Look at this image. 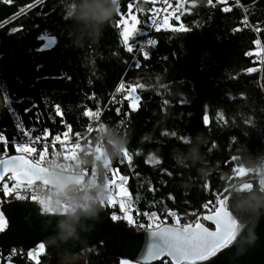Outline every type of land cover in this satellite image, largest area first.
Here are the masks:
<instances>
[{
    "label": "trees",
    "instance_id": "1",
    "mask_svg": "<svg viewBox=\"0 0 264 264\" xmlns=\"http://www.w3.org/2000/svg\"><path fill=\"white\" fill-rule=\"evenodd\" d=\"M163 1L120 0L99 43L79 48L74 41L81 28L73 16L85 0H0V134L7 140V150L14 152L13 138L19 140L25 130L33 137L40 135L41 141L57 135L64 140L67 132L68 141L79 142L77 160L86 149L91 153L100 137L105 155L100 130L88 131L84 115L86 110L98 112L101 124L118 125L126 136L130 160L122 154L109 162L107 170L101 161L82 169L94 166L101 183L114 181V176L127 177L126 189L136 208L131 213L137 225H145L136 228H147L145 213L155 212L161 219L172 211L182 222L200 218L224 196L241 226L264 210L258 179L264 167L260 59L264 0H235L227 5L217 0H173L167 8L175 16L168 19L173 28L144 31ZM131 12L144 32L135 40H151L145 45L148 58L125 50L117 21ZM181 25L184 31L174 30ZM121 84L135 88L139 98L135 108L121 99ZM198 133L203 136L200 163L178 167L173 154L195 147ZM59 145L55 153L60 155ZM198 168H206L208 175L200 176ZM86 203L72 211H84ZM99 208L110 216L118 213L108 199ZM75 257L85 264L121 262L101 245ZM47 260L44 252L36 264ZM7 263L33 264L27 253L17 249L1 251L0 264ZM151 264L171 262L162 259Z\"/></svg>",
    "mask_w": 264,
    "mask_h": 264
},
{
    "label": "water",
    "instance_id": "2",
    "mask_svg": "<svg viewBox=\"0 0 264 264\" xmlns=\"http://www.w3.org/2000/svg\"><path fill=\"white\" fill-rule=\"evenodd\" d=\"M261 62L264 69V54ZM262 87L264 88V79ZM13 155L18 154L8 156ZM44 168L46 171L43 178L34 184L59 192L82 184L81 175L65 173V183L57 187L49 181V169ZM262 171L264 172V167ZM6 179L7 176L0 181V186ZM262 188L264 190V178ZM38 206L37 202L11 201L0 207L6 222L4 231L0 232V253L4 249H19L27 253L43 242L48 256L46 264H85L81 260H73V257L88 247L101 245L116 258L137 264H151L162 259L171 262V258L167 256L147 259L148 248L158 238L153 237L146 229L137 230L124 221H112L110 214L102 208L95 213L79 210L71 214H43ZM228 213V245L198 264H264V210L241 226L229 210ZM209 214L211 213L206 215ZM204 216H201L199 222L210 231H215V224L203 219Z\"/></svg>",
    "mask_w": 264,
    "mask_h": 264
},
{
    "label": "snow or ice",
    "instance_id": "3",
    "mask_svg": "<svg viewBox=\"0 0 264 264\" xmlns=\"http://www.w3.org/2000/svg\"><path fill=\"white\" fill-rule=\"evenodd\" d=\"M212 0H209L211 3ZM129 9L132 8V4H129ZM224 11H228L227 8ZM131 25L129 26V21L125 15H121L120 21H117V25L123 24V30L120 32V36L123 38L125 45V50L129 53L134 51L140 52L145 58H148L150 53L145 51V45L151 43V40L147 41H136L134 37L141 31L137 28L139 23L135 15H131ZM161 26V21L154 18H149V21L145 23L143 30L155 27L159 28ZM163 26L168 27L167 16L163 18ZM175 31H184V27L181 25L178 28H174ZM131 40V43H130ZM256 43H259L257 41ZM139 66V61L136 62ZM249 72L253 69H248ZM124 85L121 84L120 88H123ZM129 106L131 108L136 107V102L139 99L137 96L133 95L132 92L128 93ZM28 110L26 109L25 112ZM57 111L59 112V106H57ZM119 112V109H117ZM85 116L91 118V113L85 111ZM208 116L203 117L205 124L208 123ZM70 127V126H69ZM89 127V131H91ZM48 135V130H44V138L46 140ZM65 139H68V133L64 134ZM77 140H80L79 133L76 134ZM0 141H3L7 144L6 138L0 134ZM41 141V136L37 135L35 137L31 136L30 133L25 130L24 136L17 140L13 138V144L15 152L18 155L7 156L5 150L6 158L0 159V181H3L7 176L8 180H13L14 183L9 186L7 183L3 184V194L8 196L10 193H14L16 199L23 200L26 199L21 192L28 189L36 181L43 178V173L46 169L42 166L44 162L49 159L48 144L45 142L43 148L38 149L36 144ZM57 141L61 144V149L67 154H71L74 148L78 145L73 143H65L64 140H61L59 135L53 137V144ZM56 152L55 147H53L52 152ZM33 154H37L35 157ZM125 159L130 157L125 150L123 152ZM115 174L116 169L112 170ZM236 171V169H233ZM115 179V176L113 177ZM127 177H120V180L117 183L109 181L111 185V197L109 199V204H113L116 198V189H119V195L123 197L125 195V189L123 188V183ZM31 199L35 201L36 197L32 196ZM228 197L224 196L222 199L218 197L216 203L217 207L213 208L211 214L205 215L203 219L210 220L215 224V231H210L202 223L199 222V219L195 224L184 223L181 224L179 218L176 217V214L172 211H169L168 215L175 217L173 221V226H169L167 223L160 221L155 212L150 214L145 213V215L150 216L149 223L147 225L146 231L150 232L153 237H157L158 240L153 243L147 250V259L157 258V257H170L172 264H198L200 261H205L208 258L214 256L222 248L226 247L230 241V234L228 233L229 225V213L226 207V201ZM121 209L124 210V217H118L116 214L111 215L112 221H117L119 219H125L129 225H133L134 221L131 216L127 215V209L123 201L120 202ZM207 207V205H205ZM6 227V222L4 218V213L0 212V232L4 231ZM139 227L145 228V225L140 224ZM45 244L42 242L38 245L37 251L44 252ZM34 255L33 252H29V256ZM121 264H128L126 261H122Z\"/></svg>",
    "mask_w": 264,
    "mask_h": 264
},
{
    "label": "clouds",
    "instance_id": "4",
    "mask_svg": "<svg viewBox=\"0 0 264 264\" xmlns=\"http://www.w3.org/2000/svg\"><path fill=\"white\" fill-rule=\"evenodd\" d=\"M120 0H85L76 10L73 19L80 26L81 31L78 33L74 41L75 47H85L86 45L98 44L102 38L105 28L113 21L119 8ZM118 125H100V133L105 146V155L103 157L104 170L108 169L110 161H115L121 157L126 150L128 141L126 136L117 130ZM203 140L202 134H197V143L195 147H191L187 152L176 150L173 154V160L178 167L191 162L199 164L202 159L200 152V142ZM178 153V154H177ZM92 157L91 159L89 157ZM101 157L85 150V154L80 156L78 163L81 168L99 164ZM47 166V165H46ZM191 166V164H189ZM48 167V178L51 184L59 187L65 183L67 176L62 168ZM197 172L200 176L208 175L206 168H198ZM187 182H184V186ZM90 194L86 197L87 203L84 205L85 212L95 213L99 211L100 202L106 201L111 196V187L107 182L92 181L88 184ZM15 250V249H14Z\"/></svg>",
    "mask_w": 264,
    "mask_h": 264
},
{
    "label": "built area",
    "instance_id": "5",
    "mask_svg": "<svg viewBox=\"0 0 264 264\" xmlns=\"http://www.w3.org/2000/svg\"><path fill=\"white\" fill-rule=\"evenodd\" d=\"M172 1L173 0H164L163 4L155 9L154 19L161 20L165 15H168V13H165V10H166L167 6L169 5V3ZM233 1H235V0H233ZM230 2H232V0H221L220 1V3H222L224 5H227ZM260 54H262V51L260 52ZM119 92L121 94V99H128V101H129V98H128L129 92H132L133 95L138 97L137 92L135 91V88L133 86L128 87V88H124V87L120 88ZM116 101H117V98L115 96H113L112 99L110 100V102L113 104L116 103ZM91 114H92L91 118L89 116H87L88 117L87 128L89 131V127H91L92 130L90 132L92 133L93 131L100 130L101 122H100V115L98 112H92ZM68 140H69V138L64 139L65 143L75 144L76 142H78V141H73V140L68 141ZM66 141H68V142H66ZM43 142H45V141H40L39 143H37L36 147L38 149L43 148V144H44ZM47 144H48V149H49V147H55V146L59 145L60 142L57 141L55 144H53V139H52L51 141L47 142ZM78 144H79V142H78ZM0 145H2V147L4 148V151H0V155H2L5 152V150L10 151V150H7V147H9V146H7L3 141H0ZM12 145L14 147L13 143H12ZM77 149H79V148H77ZM59 152H60L61 157L62 156L65 157V156L69 155V154L66 155V153L61 149V146L59 148ZM91 153H94L95 155L100 156L101 157V163L103 164L104 154H103V148H102V143H101L100 137L96 138V140L94 141ZM9 155H12V154H9ZM36 155L37 154H33L34 157ZM4 157H6V156H0V159H2ZM62 162L63 161H61L59 159L58 160L56 159L55 161H53L52 159L49 158L44 162V164L42 166L46 167L47 169H48L47 166L62 168L63 171L67 174H73V175H77V176L81 175L83 177V181L79 187H71V188H68L64 192H59L57 190L50 189V188L42 186L40 184H32L24 192L23 191L21 192V194L23 196H25L26 199L18 200V199H16L14 193H10L8 196H5L3 194V186H2L1 190H0V207L4 204L8 203V202H11V201H30V202H37L38 203V205H39L38 209H39L40 213L51 214L48 211L49 207L50 208H57V207H61V206L63 207V206H70L71 205L72 209H74L77 206L82 205V203L86 201V197L90 194V189L88 188V184L94 180L97 181L98 174H97L96 170L92 169V168L82 169L80 166H78L75 163L74 160H73V164H75L76 166L71 165L68 167H64L62 165ZM6 183L9 186H11L14 182L12 180H9V183L8 182H6ZM32 196L36 197L35 201H33L31 199ZM49 201H51V202H49ZM115 204L118 208L117 215L122 216L123 211L119 207L118 202ZM213 208H215V205L212 208H210L209 211H207L203 215L211 213ZM130 210L136 211V208L132 203L130 204ZM174 219H175V217L169 215L166 217H162L160 219V221H163L164 223H167L168 225H173ZM197 220L198 219L196 218L194 220H186L184 222L180 221V223L181 224H184V223L195 224L197 222ZM121 221H123V220H121ZM12 255H14V254H12Z\"/></svg>",
    "mask_w": 264,
    "mask_h": 264
},
{
    "label": "rangeland",
    "instance_id": "6",
    "mask_svg": "<svg viewBox=\"0 0 264 264\" xmlns=\"http://www.w3.org/2000/svg\"><path fill=\"white\" fill-rule=\"evenodd\" d=\"M139 1H141V2H145V3H147L148 1H150V0H139ZM217 1H219V0H217ZM221 1V0H220ZM219 1V2H220ZM233 1V0H232ZM222 4V3H221ZM167 8H168V6H167ZM166 8V10H165V13H168V15H165V16H167V17H169L170 16V18H167V19H171V18H174L175 16H174V14H173V10H168ZM131 15H135L136 16V18H137V15L135 14V13H130V14H128V15H126V18L128 19V21H129V26L131 25V23H132V21H131ZM164 16V17H165ZM163 17V18H164ZM163 18L160 20L162 23H161V26L160 27H164V28H173L172 26H171V22L168 20V27H165V26H163ZM137 20H138V18H137ZM139 22V21H138ZM121 27H122V30H123V27H124V25L123 24H121ZM137 28L138 29H141L140 28V24L138 23L137 24ZM144 34V32L142 31V29H141V31L140 32H138V34L134 37V39H137L139 36H142ZM130 43H131V40H130ZM261 51H262V54H260V59L262 60V56H263V54H264V50L263 49H261ZM263 66V65H262ZM95 119V118H94ZM51 141V140H50ZM45 142H49V141H45ZM45 142H43V143H45ZM74 145H78V142H76ZM79 147V146H78ZM78 147H76V148H74L73 149V151L71 152V154H69V155H67V156H62L63 157V159H64V162H62V165L64 166V167H68V166H71V165H74V166H76L75 164H73V160L76 162V163H78V160H77V158H76V155H77V153H78V151H76L77 150V148ZM79 149H80V147H79ZM13 150H14V152H10V151H6V155H9V154H18V153H16L15 152V148H13ZM0 151H1V148H0ZM2 151H4V149H2ZM0 156H5V152L2 154V155H0ZM49 158L50 159H52L53 161H55L56 159L58 160V159H61L60 158V155L58 154V153H52L51 155H49ZM62 161V160H61ZM150 161V160H149ZM151 162V161H150ZM92 169H95V167L93 166L92 167ZM239 170H241V169H239ZM263 178H264V172L263 173H258V179L260 180V181H263ZM120 180V178L118 177V178H116V179H114V181H112L113 183H117L118 181ZM108 184V186L109 187H111V185H110V183H107ZM261 184V183H260ZM123 188L125 189V195L123 196V197H121L120 195H119V189L117 188L115 191H116V198H115V201H114V203H117L118 202V204H119V207H120V202L121 201H123V203H124V205H125V208L128 210L127 211V215L128 216H131L132 217V219H133V221H134V224L133 225H131V226H133V227H135V225H137L136 224V222H135V220H134V216L132 215V213H131V210H130V204H131V202H130V196H129V194H128V191H127V189H126V185H125V182L123 183ZM110 197L111 196H109V198H108V201H109V199H110ZM49 202H51V201H49ZM217 204V203H216ZM216 207V206H215ZM121 208V207H120ZM122 211H123V215L122 216H120V215H117L118 217H124V215H125V213H124V210L123 209H121ZM49 213H51V214H71L73 211H72V207H71V205L70 206H61V207H57V208H50L49 207ZM159 218V220H160V217H158ZM119 220H123L125 223H127L126 222V220L125 219H119ZM145 220L147 221V223H149V220H150V216L149 215H145ZM128 224V223H127ZM129 225V224H128ZM137 226H139V225H137ZM136 228V227H135ZM137 230H141V229H138V228H136ZM37 248H38V245L37 246H35L34 248H32L31 250H29L28 252H27V255H28V257H29V259L33 262V264H36L37 262H38V259H39V256H40V254H43L44 252H45V250H44V252H38L37 251ZM17 250H19V249H17ZM33 252L34 253V255H32V256H29V252ZM121 260V262L122 261H126V262H128V264H137V263H135V262H132V261H130V260H126V259H120ZM121 262H120V264H121ZM7 264H10V263H7Z\"/></svg>",
    "mask_w": 264,
    "mask_h": 264
},
{
    "label": "flooded vegetation",
    "instance_id": "7",
    "mask_svg": "<svg viewBox=\"0 0 264 264\" xmlns=\"http://www.w3.org/2000/svg\"><path fill=\"white\" fill-rule=\"evenodd\" d=\"M0 190H1V189H0ZM197 219H199V218H197ZM73 260H77V258L74 256V257H73ZM78 260H79V259H78Z\"/></svg>",
    "mask_w": 264,
    "mask_h": 264
}]
</instances>
